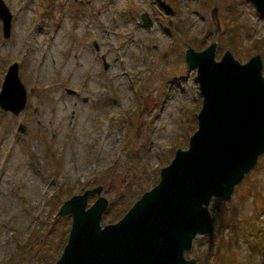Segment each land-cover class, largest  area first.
<instances>
[{
    "label": "rangeland",
    "instance_id": "obj_1",
    "mask_svg": "<svg viewBox=\"0 0 264 264\" xmlns=\"http://www.w3.org/2000/svg\"><path fill=\"white\" fill-rule=\"evenodd\" d=\"M79 1L5 0L13 19L9 38L3 37L0 21V88L8 66L18 62L27 103L17 116L0 108V264H49L51 254L59 255L71 225V216L60 209L72 195L89 189L88 205L101 194L120 202L124 195L118 193H125L130 182L141 184L132 188V200L155 185L161 168L176 148H187L197 129L202 98L195 70L182 59L189 46L199 51L216 41V59L229 49L241 62L256 51L264 54V15L247 0H164L176 12L165 15L178 30L152 0H134L130 6L124 0ZM134 4L155 23L150 32L135 30L136 38L162 49L173 39L180 41L182 57L164 61L160 54H144L146 65L160 61L163 72L148 68L130 76L123 62L115 88L109 82L101 87L88 76L86 67L94 56L80 35L89 33L101 6L115 12ZM110 28L87 36L89 43L93 37L103 39L104 49L112 48L127 66L130 57L121 44L141 59L139 43H129L132 31L114 24ZM107 30L117 37L105 40ZM64 87L80 95H70ZM101 98L116 103L96 106ZM20 122L24 133L18 132ZM210 211L214 232L197 236L187 258L196 264H264V154L229 200L212 198Z\"/></svg>",
    "mask_w": 264,
    "mask_h": 264
},
{
    "label": "water",
    "instance_id": "obj_2",
    "mask_svg": "<svg viewBox=\"0 0 264 264\" xmlns=\"http://www.w3.org/2000/svg\"><path fill=\"white\" fill-rule=\"evenodd\" d=\"M168 15L174 9L156 0ZM250 1L264 15V0ZM13 13L0 0L4 38L12 32ZM147 27L152 23L142 14ZM217 42L202 50L189 46L185 63L196 70L202 98L197 129L187 148H176L159 181L146 190L120 219L102 223L109 199L98 195L88 205L91 190L66 199L60 209L71 216L68 239L54 264H196L186 252L197 236L214 232L210 203L229 200L264 154V73L261 54L246 62L227 49L216 59ZM69 92H75L67 88ZM27 89L19 63H11L0 88V108L19 115ZM26 126L20 122L18 132Z\"/></svg>",
    "mask_w": 264,
    "mask_h": 264
},
{
    "label": "flooded vegetation",
    "instance_id": "obj_3",
    "mask_svg": "<svg viewBox=\"0 0 264 264\" xmlns=\"http://www.w3.org/2000/svg\"><path fill=\"white\" fill-rule=\"evenodd\" d=\"M75 1H77V0H75ZM112 1H114V0H112ZM133 2H134V0H124L123 4L125 6H130V5H132ZM151 2L154 5H156L157 8L159 7L156 0H152ZM79 3L82 4L83 1L80 0ZM90 3H91V0H88V4H90ZM139 9H141V7H137V4H134V6L132 8L116 9L115 12H113L111 9H109V7L101 6L98 10H96V21H95V23H91L92 28L90 27V24H87V26L90 27V29H88L89 33L84 32L85 35H80L83 38L80 40V42L83 43V46L87 45V48L91 45V48L93 51V56H94V58L89 62L90 65L88 67H86V71L89 74L88 76H89V78H91V77L97 78L98 84L101 87L106 82H109V86L111 88L112 87L115 88L114 79H116L119 76V73L117 70H119L120 63H123V62H124V64L121 67L123 68V71H126L125 74L129 73L130 76L132 74L142 75V73H144L148 68L151 70V72H153L155 70H157V71L162 70V67L159 66L160 61L159 62L157 61L158 67L156 65H152V64L146 65L145 59H144V54L146 56H147V54H149L148 57L153 56V55L158 56L160 54L163 57L164 61L169 59L170 57H175V58H179V56L182 57L181 56L182 49H181V45H180L181 42L180 41L173 39L172 43L170 44V46L168 48L162 49L161 45H158L156 42L152 43L151 41L148 42L146 40L142 43L136 38L135 33H134L135 30L140 28V29H145L147 32H150V30H152L154 28L153 25L155 24L151 14H149L148 19L151 21L152 25H151V27H147L146 24L143 22V19H142V14L146 10H140L139 11ZM158 10H159V8H158ZM160 10H162V9H160ZM162 11H160V13H161V15L163 14L168 19V25L174 26V29L178 30L179 27L177 25H174V23L171 21L170 17L168 15H165L166 14L165 12L162 13ZM156 13H158V12H156ZM175 15H176V12H174L172 16L174 17ZM158 18L159 17H156L155 22H156V20H158ZM104 23H106V25H104ZM112 24H114L116 26V29L118 27L124 26L125 28L132 31V33L130 34V37H129V43L130 44L133 43L134 46H137V44L139 43L138 44V46L140 47L139 51H140V54L143 55L141 57V59H140V57L138 58V55L136 56L134 52H130V46L129 45L121 44V46H123L125 48L124 55L127 54V57H130L129 58V60H130L129 65L127 66L126 62L123 59H120V61H119V58L117 57V55H113V49L112 48H105L104 49V46H105L104 42L105 41L103 39H97L96 37H93L89 43V37L87 38V36H92L96 30H100L102 28L111 29L110 26ZM164 29L166 31L168 30L167 27ZM111 36L117 37V33L115 31L111 33V30H107L105 40H106V38H108V40H109V38ZM76 41H78V39H76ZM81 54H82V52H81ZM74 55H75V57L80 56L78 53H75ZM182 59H184V61H185V53H183ZM130 63H131V66H130ZM171 65H172V67H171L172 70L175 69L174 64L171 63ZM131 68L133 69V71H129ZM162 72H163V70L161 71V73ZM195 72H196V70H195ZM67 88H71V87H64V91L67 92L68 94L75 95L77 97L80 95V92H78L77 90L71 88L75 92H69L67 90ZM81 99L84 102L89 101V98L87 96H82ZM114 103H116V99H114V98L106 99V100H102V98H101V100L96 103V106H102V107L113 106ZM73 115H74V112H73Z\"/></svg>",
    "mask_w": 264,
    "mask_h": 264
},
{
    "label": "trees",
    "instance_id": "obj_4",
    "mask_svg": "<svg viewBox=\"0 0 264 264\" xmlns=\"http://www.w3.org/2000/svg\"><path fill=\"white\" fill-rule=\"evenodd\" d=\"M258 52H261V51H256V53H258ZM261 54L264 55L263 53H261ZM158 181H159V178L156 180V183ZM131 184L132 183L130 182L125 193H122V192L118 193V194L124 195L123 199L120 202H117V201H115V199H113V201L109 203L108 210L102 216L103 223L113 221L112 218L115 216L118 217V215H120V217H121L128 210L129 206L144 192L143 191L142 193L141 192L138 193L137 194L138 197L135 198L134 200H132V197H134V194H133L134 190L132 188L133 187H139L141 184H139V185L137 184L135 186H133ZM73 191L74 190H71V192H73ZM129 202H130V205L128 204ZM65 220L68 221V218H65ZM62 230H65V228L63 227ZM63 241H64V243H66L67 240L66 241L63 240ZM47 255H49L48 252H47V254H45V253L42 254V256H46V257H47ZM59 255L53 256L51 254L50 257L52 258V260L49 264H54L56 259L59 257Z\"/></svg>",
    "mask_w": 264,
    "mask_h": 264
}]
</instances>
